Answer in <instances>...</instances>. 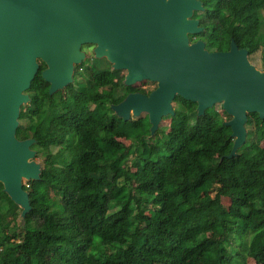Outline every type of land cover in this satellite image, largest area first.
Returning a JSON list of instances; mask_svg holds the SVG:
<instances>
[{"label": "trees", "instance_id": "16d2710c", "mask_svg": "<svg viewBox=\"0 0 264 264\" xmlns=\"http://www.w3.org/2000/svg\"><path fill=\"white\" fill-rule=\"evenodd\" d=\"M202 1L194 17L204 30L192 41L226 51L234 40L250 57L263 48L264 69V0ZM97 60L54 94L41 63L17 129L19 139H36L41 178L24 185L32 208L20 224L0 182V264H264V118L248 114L233 157L228 114L217 105L199 114L177 95L168 126L152 133L147 113H115L139 89Z\"/></svg>", "mask_w": 264, "mask_h": 264}, {"label": "water", "instance_id": "95a60500", "mask_svg": "<svg viewBox=\"0 0 264 264\" xmlns=\"http://www.w3.org/2000/svg\"><path fill=\"white\" fill-rule=\"evenodd\" d=\"M202 0H0V182L25 216L32 208L27 181L41 178L36 139H19L27 91L41 69L54 94L74 81L87 60L86 44L113 70H126V86L156 83L149 93L131 92L115 113L128 120L147 113L151 132L174 114L177 95L197 103L199 114L222 104L234 138L229 157L247 139L249 113L264 118V69L232 40L226 51H210L190 35L204 30L195 12Z\"/></svg>", "mask_w": 264, "mask_h": 264}, {"label": "rangeland", "instance_id": "374dc122", "mask_svg": "<svg viewBox=\"0 0 264 264\" xmlns=\"http://www.w3.org/2000/svg\"><path fill=\"white\" fill-rule=\"evenodd\" d=\"M264 15V14H263ZM83 49L87 52V59L88 58H90L89 59V61L88 62H84L85 64H86V66L87 67H92V66H94L95 64H96V62H98V60H97V58H95V55H94V53H93V49H94V46L93 45H89V44H86V45H84L83 46ZM262 50H263V48L261 49V50H259L256 54H254L252 57H250L249 56V59H250V61L257 67V68H259L260 70H263L262 69V61H261V54H262ZM102 59V58H101ZM104 59V61H102V62H99L98 63V69H103V68H105V69H109V68H111V70H112V68H113V66H112V64L107 60V59H105V58H103ZM107 62H106V61ZM83 63V64H84ZM82 64V65H83ZM110 70V69H109ZM80 71H83V73L85 72V70H83V68L82 69H80ZM85 74V73H84ZM126 74H127V71L126 70H120V76H122L123 77V82H124V79H125V76H126ZM135 87L136 88H138L141 92H144L145 93V91H147V92H150V91H152L154 88H156V83L155 82H152V81H141V82H137V84L135 85ZM29 93V92H28ZM30 95V94H29ZM31 97V96H30ZM27 105H29V103L27 104ZM27 105H25L24 107H26ZM176 104L174 103V106H175ZM217 105V109H218V111L220 112V113H224V108H223V106H222V104H216ZM227 113V112H226ZM228 114V113H227ZM224 118L226 119V120H230L231 119V116L228 114V115H224ZM162 126H168V123L167 122H163L162 124H161ZM122 142H124V143H126V144H129L130 143V141H128V140H126V139H123V138H121L120 139ZM263 145H264V142H263ZM59 149V147L58 146H54L53 147V149H52V151L55 153L57 150ZM36 160L37 161H39L40 163H42L43 164V157H42V155H38V154H36ZM26 182H28L26 179H25V183ZM217 187H219V191L220 192H224L225 194H227L229 191H228V188L225 186V184H218L217 185ZM222 202H223V204L226 206L225 207V209H228V207H229V205L231 204V199L229 198V197H223V199H222ZM21 208L19 207V211H18V213L16 214V216H14V217H10V220H11V223L13 224V223H15V222H17L18 224H20V223H23V219L25 218V216H22V209L20 210ZM13 226V225H12ZM212 237H215V238H217V237H219V235H220V232H219V230L217 229L216 231H214L213 233H211L210 234ZM250 264H255V262L253 261V262H251Z\"/></svg>", "mask_w": 264, "mask_h": 264}, {"label": "flooded vegetation", "instance_id": "af4514ba", "mask_svg": "<svg viewBox=\"0 0 264 264\" xmlns=\"http://www.w3.org/2000/svg\"><path fill=\"white\" fill-rule=\"evenodd\" d=\"M106 61V60H105ZM111 69V68H110ZM113 70V69H112ZM27 92H29V91H27ZM133 92H141L140 90L139 91H133ZM131 93V92H130ZM144 93V92H143ZM145 93H149V92H147V91H145ZM31 102V101H30Z\"/></svg>", "mask_w": 264, "mask_h": 264}]
</instances>
